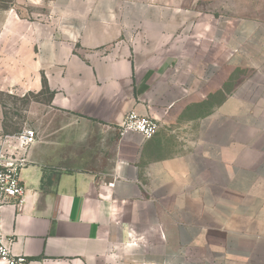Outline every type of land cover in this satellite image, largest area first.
I'll use <instances>...</instances> for the list:
<instances>
[{
  "label": "crops",
  "instance_id": "1",
  "mask_svg": "<svg viewBox=\"0 0 264 264\" xmlns=\"http://www.w3.org/2000/svg\"><path fill=\"white\" fill-rule=\"evenodd\" d=\"M19 8L0 9V92L51 97L20 171L23 208L0 206L12 254L264 264V21L197 0ZM131 110L156 121L152 138H120ZM108 148L106 168L84 169Z\"/></svg>",
  "mask_w": 264,
  "mask_h": 264
},
{
  "label": "rangeland",
  "instance_id": "2",
  "mask_svg": "<svg viewBox=\"0 0 264 264\" xmlns=\"http://www.w3.org/2000/svg\"><path fill=\"white\" fill-rule=\"evenodd\" d=\"M55 0H0V9L21 5L24 11H51ZM197 6L207 11H220L239 18H254L264 21V0H197ZM49 92L41 90L37 93L12 90L0 92V107L2 112V133L13 134L23 128H32L39 125L43 119L44 109L49 101ZM74 147V146H73ZM97 146H92L96 149ZM100 160L85 161L84 169H94L97 165L106 168L109 164V152Z\"/></svg>",
  "mask_w": 264,
  "mask_h": 264
},
{
  "label": "built area",
  "instance_id": "3",
  "mask_svg": "<svg viewBox=\"0 0 264 264\" xmlns=\"http://www.w3.org/2000/svg\"><path fill=\"white\" fill-rule=\"evenodd\" d=\"M158 129L156 121L129 111L120 123V138L129 133H138L143 139L152 138ZM37 134L31 128H23L13 134L0 137V206L9 204L21 211L25 189L20 180V171L28 164V151L36 142ZM12 240L0 236V264H28L25 257L11 252Z\"/></svg>",
  "mask_w": 264,
  "mask_h": 264
},
{
  "label": "water",
  "instance_id": "4",
  "mask_svg": "<svg viewBox=\"0 0 264 264\" xmlns=\"http://www.w3.org/2000/svg\"><path fill=\"white\" fill-rule=\"evenodd\" d=\"M104 182L105 183H112L113 179L111 177H107V178H105Z\"/></svg>",
  "mask_w": 264,
  "mask_h": 264
},
{
  "label": "trees",
  "instance_id": "5",
  "mask_svg": "<svg viewBox=\"0 0 264 264\" xmlns=\"http://www.w3.org/2000/svg\"><path fill=\"white\" fill-rule=\"evenodd\" d=\"M43 90L47 91V89H43ZM47 92H48V91H47ZM49 96L51 97V94H49Z\"/></svg>",
  "mask_w": 264,
  "mask_h": 264
}]
</instances>
